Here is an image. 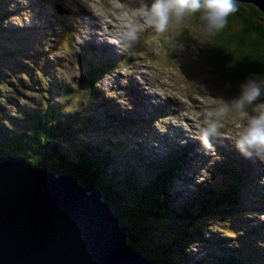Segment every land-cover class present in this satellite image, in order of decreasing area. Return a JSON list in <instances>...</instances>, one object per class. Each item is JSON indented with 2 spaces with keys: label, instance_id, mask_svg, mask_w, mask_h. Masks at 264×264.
Segmentation results:
<instances>
[{
  "label": "rangeland",
  "instance_id": "rangeland-1",
  "mask_svg": "<svg viewBox=\"0 0 264 264\" xmlns=\"http://www.w3.org/2000/svg\"><path fill=\"white\" fill-rule=\"evenodd\" d=\"M63 1L0 0V124L9 132L23 131L26 122V116L23 115L26 114L25 111L38 110L47 104L52 111L60 112L59 137L67 143L61 147V152L67 149V152L75 156L74 150L82 146L102 149L105 152H99L102 157L110 155L114 159V163L109 166L112 172H123L124 166L132 158L131 164L136 166L139 172L140 185L150 183L160 167H151L147 161L164 160L170 155V148L179 146V141L184 138H193L195 141L197 135L193 136V129L201 134L207 124L216 120L215 118H219V123L224 127L225 138H231L233 135L232 143L235 142L239 132L246 126L247 119H241L234 110L220 115L218 109L222 106L221 101L231 105L232 101L238 99L241 87L227 84L224 77L215 70L216 66L209 61L211 33L200 21L199 14L185 18L181 23L173 20L166 32L158 33L154 27L144 22L141 13L137 11L141 0ZM60 5L69 11V14L75 5H78L82 12L93 14V18L80 24L74 52L63 60L55 58L51 50V39L45 38L41 44L32 29L25 26L27 22L39 32L45 19H54V15H57L55 8ZM69 23L71 25V19ZM129 28L135 29V39H129L126 35ZM56 30L59 32V27H56ZM75 31V27L67 26L64 35L69 39V34H75ZM86 41L85 47L91 46L93 42L103 48L88 53L85 47L79 48ZM119 46L127 52L121 51ZM123 53L126 55L120 60ZM81 57H85L84 62L93 66L110 64L115 68L89 89L82 82ZM109 83L116 87H110ZM262 102L264 93L256 103ZM110 107L114 110L113 113ZM248 111L252 112L251 107ZM200 112L204 115L203 123ZM158 119L163 121L159 122ZM116 120L125 125H117ZM164 134L170 143L164 138ZM197 141L202 143L203 148L208 149L209 152L201 151L207 154L209 159L203 162L204 159L199 158L195 142V146L190 145L195 152L186 153L188 164L182 159L177 162L182 163L177 166L181 170L180 176H184L181 181L186 182L175 183L178 170L175 171L174 180V173H167L169 192L179 196L177 202L171 203V211L176 208L193 213V209L198 208L191 203L193 196L204 193L200 188L199 193L196 191L195 184L199 182L206 179L212 181L207 188L212 187L217 197L225 187L222 181H226L228 177L226 172L219 176H215L213 172L219 164H224L218 163L221 153H228L229 150L223 148L214 153L211 148L205 147L201 139ZM58 142H61L60 138ZM236 150L243 154L244 160L254 158L237 147ZM140 152L144 154L145 159ZM195 157L197 160H194ZM34 158L38 159L36 156ZM56 160L53 156L51 164L60 167ZM254 162L252 160L248 165L249 169H243L252 174L253 179H259H256L258 183L254 185L263 191L264 164L260 161ZM204 163L208 164L203 166ZM260 181H263L262 185ZM183 189L188 197L178 192ZM256 202L255 196L249 198L246 217L250 223H262L261 231L264 235V218L252 212ZM209 203L212 204V201L209 200ZM210 204L209 209L212 208ZM262 205L264 206V203ZM165 219V215L160 216L161 221ZM208 221L214 222L212 228L208 227L210 222L205 223ZM200 223L206 229L204 237L210 245L193 239L184 241L183 250L188 263L200 262L203 252L211 253L217 250L222 245L219 240L223 237L222 230L227 229V224L229 227L234 226V220L226 219H210ZM155 224L159 225V222ZM178 224L186 223L170 225L176 230ZM141 225V222L130 223L132 232L138 235L143 246L147 247L152 228L149 224L146 225L148 229ZM230 229L232 235L225 238L230 245L225 244V249H234L237 255L249 264H264V243L251 241V245L259 247L260 252L242 244H235V234L238 231L235 228ZM157 233L160 232L157 230ZM162 237L165 239L167 236ZM152 249L156 250L154 253L159 252L157 247ZM164 258L171 264L176 260L173 256ZM178 263L184 264L180 259Z\"/></svg>",
  "mask_w": 264,
  "mask_h": 264
},
{
  "label": "trees",
  "instance_id": "trees-1",
  "mask_svg": "<svg viewBox=\"0 0 264 264\" xmlns=\"http://www.w3.org/2000/svg\"><path fill=\"white\" fill-rule=\"evenodd\" d=\"M237 7L238 11L228 18L226 27L217 33H211L208 59L212 65L216 66L215 70L224 77L227 84L241 87L249 79H255L257 82L264 81V14L252 5L238 3ZM84 60L85 57L80 58V64L83 65L82 82L91 89L111 70V67L107 65L93 66L91 63H85ZM42 107L30 112L25 111L26 114L23 115L26 116V122L23 131L9 132L0 124V153L26 157L32 164L45 166L55 173L68 172L74 175L81 184H89L97 188L104 199L112 203L114 213L128 232L130 244L155 261L156 264L163 262L171 264L164 258L168 256L176 258V262L173 261V264H177L179 259L184 264H249L243 257H239L237 251L232 247L234 251L225 249V244L230 245V242L225 239L230 234L232 235L230 228H235L238 231L235 234V244H242L244 247L261 251L259 247H253L251 241L264 243V235L261 231L263 224L256 221L250 223L246 217L249 198L253 196L258 198L259 195L256 194L250 183H246L243 176H235L229 181H224L225 187L220 190L222 194L218 197L213 188L208 190L206 187L200 186L199 188L204 189L205 193L193 196L191 205L198 206L193 209V213L176 208L171 211L173 209L171 203L177 202L179 196L169 192L167 173L175 174V171L179 170L176 164L177 159L172 160L173 167L167 163L157 165L160 166L157 173L152 176L150 183L143 187L145 185H140L138 179V169L131 164L132 158L124 166L123 172L116 170L112 172L109 166L110 163H114V159L110 155L102 157L99 153H105L102 149L82 146L74 150L75 156L64 148V151L61 152V147L67 143L65 139L59 137L58 118L60 112L52 111L50 106L47 107V104ZM59 138L61 142H58ZM140 154L144 158V154L141 152ZM35 156L38 159L34 158ZM53 156L57 159L55 162L60 167L51 164ZM149 164L151 167L155 166L153 163ZM108 172L110 174H107ZM209 200L212 201V204L209 203ZM209 204L211 209L208 208ZM258 209L255 205L252 212H259ZM164 215L166 219L161 221L160 216ZM210 219L213 221L234 220V226L230 225L229 227L227 224V229L222 230L223 237L219 238L222 245L217 250L211 253L203 252L200 262L191 261L188 263L183 250L184 241L193 239L210 245V242L204 237L206 229L200 223ZM157 221L159 225L155 224ZM137 222H141V226L145 229H148L147 224L152 228L149 241H143L147 242V247L143 246L140 237L132 232L130 223ZM178 222L186 224H178L175 230L170 224ZM213 225L214 222L211 221L208 227L212 228ZM155 228L160 233H157ZM162 236L167 237L163 239ZM153 247L158 248L159 255L154 253L156 250L152 249Z\"/></svg>",
  "mask_w": 264,
  "mask_h": 264
},
{
  "label": "water",
  "instance_id": "water-1",
  "mask_svg": "<svg viewBox=\"0 0 264 264\" xmlns=\"http://www.w3.org/2000/svg\"><path fill=\"white\" fill-rule=\"evenodd\" d=\"M238 3L264 14V0ZM0 264L156 262L130 244L112 203L97 188L0 153Z\"/></svg>",
  "mask_w": 264,
  "mask_h": 264
},
{
  "label": "clouds",
  "instance_id": "clouds-1",
  "mask_svg": "<svg viewBox=\"0 0 264 264\" xmlns=\"http://www.w3.org/2000/svg\"><path fill=\"white\" fill-rule=\"evenodd\" d=\"M238 0H141L137 9L144 22L154 27L156 32L164 33L171 22L181 23L185 18L199 14L200 21L210 33L223 30L228 18L238 11ZM129 39L136 38L134 28H129L126 33ZM264 93V81L257 82L249 79L241 85L240 97L231 102V105L221 101L218 109L220 115H226L234 110L241 119H247L246 126L239 132L235 146L246 155L255 156L264 164V102H256ZM251 107L252 112L248 111ZM222 125L218 120L211 121L201 132V140L206 148H211V138L215 137Z\"/></svg>",
  "mask_w": 264,
  "mask_h": 264
},
{
  "label": "bare ground",
  "instance_id": "bare-ground-1",
  "mask_svg": "<svg viewBox=\"0 0 264 264\" xmlns=\"http://www.w3.org/2000/svg\"><path fill=\"white\" fill-rule=\"evenodd\" d=\"M98 21V20H97ZM116 22V21H115ZM96 23V22H95ZM109 32V31H108ZM114 34V33H113ZM96 37V36H95ZM105 42V41H104ZM166 137V135L164 134V138ZM167 141H168V138L166 137L165 138ZM195 141H193V138H189L188 140H187V138H184V139H182V140H180L179 141V146H177V147H175V151H176V158L178 159V160H180L181 161V157L185 154V155H187L186 153H189V151H193V152H195L194 151V148L193 147H191L190 145H192V146H195L194 144H195V142H196V145H200V146H203L202 145V143L200 144L196 139H194ZM200 140V139H199ZM186 141V142H185ZM169 142V141H168ZM170 143V142H169ZM185 144V145H184ZM185 146H186V148H185ZM185 149V151H184V153H183V150ZM196 150H202V149H196ZM168 162H169V160H167ZM183 161V160H182ZM244 162H245V166H248V164H250L251 162L250 161H248V160H244ZM214 174H215V176H219L221 173H222V171L220 170V169H216V170H214V172H213ZM255 179H257V180H259L258 178H255ZM264 181V180H263ZM263 181H260V183H261V185L263 184L262 182ZM263 187H264V185H263Z\"/></svg>",
  "mask_w": 264,
  "mask_h": 264
}]
</instances>
